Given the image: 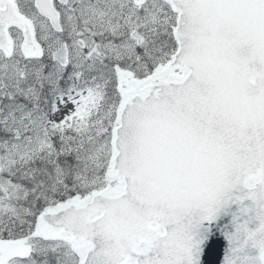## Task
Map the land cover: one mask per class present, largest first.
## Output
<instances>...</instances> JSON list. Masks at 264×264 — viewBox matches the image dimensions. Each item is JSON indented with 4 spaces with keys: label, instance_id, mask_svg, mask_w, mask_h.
Wrapping results in <instances>:
<instances>
[{
    "label": "snow or ice",
    "instance_id": "snow-or-ice-1",
    "mask_svg": "<svg viewBox=\"0 0 264 264\" xmlns=\"http://www.w3.org/2000/svg\"><path fill=\"white\" fill-rule=\"evenodd\" d=\"M264 264V0H0V264Z\"/></svg>",
    "mask_w": 264,
    "mask_h": 264
},
{
    "label": "water",
    "instance_id": "water-1",
    "mask_svg": "<svg viewBox=\"0 0 264 264\" xmlns=\"http://www.w3.org/2000/svg\"><path fill=\"white\" fill-rule=\"evenodd\" d=\"M235 210V205H232L226 211L222 210L217 220L208 227V231L201 230L200 238L204 241L201 245V249L204 252H206L209 246L215 249V264H223V259L228 248V242L223 233L225 230H233L231 227V213L235 212ZM201 264H207L206 256L203 257Z\"/></svg>",
    "mask_w": 264,
    "mask_h": 264
}]
</instances>
